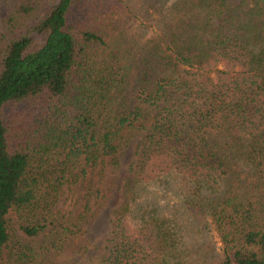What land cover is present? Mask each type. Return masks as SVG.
Wrapping results in <instances>:
<instances>
[{"label":"trees","instance_id":"trees-1","mask_svg":"<svg viewBox=\"0 0 264 264\" xmlns=\"http://www.w3.org/2000/svg\"><path fill=\"white\" fill-rule=\"evenodd\" d=\"M1 4L0 264L15 221L46 238L10 264H44L78 237L54 211L64 186L118 167L146 109L108 263L264 264V0H145L136 35L129 0ZM31 100L40 110L7 120ZM155 184L173 205L139 200Z\"/></svg>","mask_w":264,"mask_h":264},{"label":"rangeland","instance_id":"rangeland-1","mask_svg":"<svg viewBox=\"0 0 264 264\" xmlns=\"http://www.w3.org/2000/svg\"><path fill=\"white\" fill-rule=\"evenodd\" d=\"M59 1V0H58ZM145 0H129L130 6L137 19L129 30L133 35L143 30L142 19L146 13ZM241 0H232L233 6H239ZM51 7V6H50ZM50 7L46 8L48 10ZM7 7L0 5V17L5 19L7 16ZM149 37H144L141 44ZM135 75H132L133 82ZM43 106V103L35 100L24 104L12 106L8 110L7 120H12L20 126L22 120L27 118L32 112H37ZM155 112L145 110L142 119L136 123L135 127L139 130L130 133L126 132L128 145L122 149L119 156V166L114 167L104 164L98 168L91 169L83 181L77 184L65 185L62 195L55 208V213L59 214L63 220L71 219L78 223L80 232L78 237L69 239L63 243L61 250L51 251L46 254L44 264H109L113 237V227L116 213L120 210L126 199V194L132 181L137 175V165L139 162L138 150L144 144V139L151 130ZM23 118V119H22ZM161 186L152 185L136 190L141 202L153 203L157 201L156 192L166 198L168 195ZM171 202V203H170ZM173 199L167 197L162 205H173ZM172 207V206H171ZM131 225L136 228V221ZM44 234L42 236H48ZM51 235V234H49ZM55 236V235H53ZM217 237V235L215 234ZM46 237L40 239H29L21 232L19 222L13 223L12 242L4 254V264H10L12 254L20 251V246H32V241H43ZM41 263V260L39 261Z\"/></svg>","mask_w":264,"mask_h":264}]
</instances>
